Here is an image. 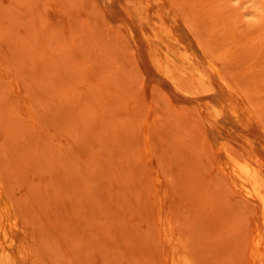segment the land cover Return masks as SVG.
Wrapping results in <instances>:
<instances>
[{
  "label": "rangeland",
  "instance_id": "1",
  "mask_svg": "<svg viewBox=\"0 0 264 264\" xmlns=\"http://www.w3.org/2000/svg\"><path fill=\"white\" fill-rule=\"evenodd\" d=\"M0 189L16 264H264V0H0Z\"/></svg>",
  "mask_w": 264,
  "mask_h": 264
},
{
  "label": "bare ground",
  "instance_id": "2",
  "mask_svg": "<svg viewBox=\"0 0 264 264\" xmlns=\"http://www.w3.org/2000/svg\"><path fill=\"white\" fill-rule=\"evenodd\" d=\"M160 66L163 72L170 78L176 79L183 71L181 68L185 67L174 56L167 55L160 61ZM213 66L217 68V65L213 62ZM183 74V73H182ZM202 81H204L202 79ZM231 159L237 163L240 168V175L247 177L250 175V170L244 161L239 163L235 156H231ZM3 245L17 246L20 248V253L24 256L30 255L29 247L23 242V239L19 236V229L16 224V214L10 203H3V191L0 189V264H16L15 258L10 252L3 251Z\"/></svg>",
  "mask_w": 264,
  "mask_h": 264
}]
</instances>
